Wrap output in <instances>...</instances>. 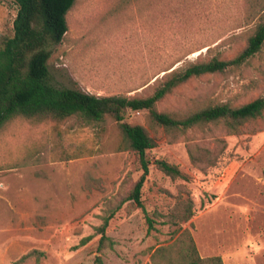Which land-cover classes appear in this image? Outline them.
<instances>
[{"label": "rangeland", "instance_id": "rangeland-1", "mask_svg": "<svg viewBox=\"0 0 264 264\" xmlns=\"http://www.w3.org/2000/svg\"><path fill=\"white\" fill-rule=\"evenodd\" d=\"M17 6L0 0V49L14 36ZM64 40L50 47L48 82L97 96L148 97L164 75L215 58L231 60L264 22V0H76ZM264 97V47L239 68L195 78L158 104L185 117L204 108ZM157 142L148 151L145 211L126 203L110 221L113 249L99 250L108 207L143 171L108 118L87 124L18 118L0 130V264H153L152 256L190 230L202 258L264 264V118L237 134L221 124L188 131L128 112ZM80 151L82 158L64 160ZM191 153L198 159L194 163ZM156 160L176 165L174 179ZM191 205L196 215L181 220ZM147 217L155 219L149 230ZM92 237L85 246L83 239ZM35 252L26 261V255Z\"/></svg>", "mask_w": 264, "mask_h": 264}, {"label": "trees", "instance_id": "trees-1", "mask_svg": "<svg viewBox=\"0 0 264 264\" xmlns=\"http://www.w3.org/2000/svg\"><path fill=\"white\" fill-rule=\"evenodd\" d=\"M17 6L14 21V36L6 40L0 49V130L10 121L22 118L37 123H53L58 129L72 118L83 119L87 124L114 120L121 131L125 145L138 154L143 171L133 189L125 197L110 205L97 228L101 236L99 250L113 249L115 242L107 236V228L126 203H133L144 209L142 191L150 175L151 161L148 151L157 147L156 140L142 125L127 121L128 112H146L149 120L166 129L188 131L209 124H221L230 133L237 134L249 121L264 118V97L241 105L218 104L196 111L185 117L158 110V104L172 94L178 87L192 79L206 75L224 73L239 68L258 55L264 47V22L260 23L250 36L247 46L231 60L213 59L207 62L190 64L184 69H174L164 75L152 95L131 97L124 95L97 96L73 89H59L48 82L50 47L61 43L68 30L67 14L76 0H12ZM86 153L80 151L64 160L82 158ZM191 159H198L191 153ZM155 166L165 175L174 179L187 180L176 165L165 160H156ZM196 212L191 205L182 210L181 220L189 222ZM149 230H155V219L147 217ZM92 237L82 240L80 246L87 245ZM35 252L22 258L26 261ZM153 264H224L221 257L202 258L190 230L186 229L177 241L156 250L152 256ZM96 264H104L101 257Z\"/></svg>", "mask_w": 264, "mask_h": 264}]
</instances>
